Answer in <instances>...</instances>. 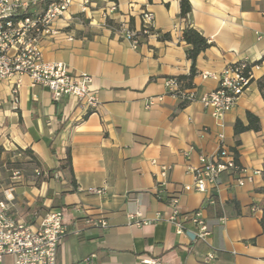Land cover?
Masks as SVG:
<instances>
[{
	"label": "crops",
	"instance_id": "crops-1",
	"mask_svg": "<svg viewBox=\"0 0 264 264\" xmlns=\"http://www.w3.org/2000/svg\"><path fill=\"white\" fill-rule=\"evenodd\" d=\"M188 1L191 12L183 19L179 0H71L39 48L44 61L93 78L98 107L88 115L70 97L53 101L48 90L32 87L25 76L14 104L12 82H0V194L11 170L20 169L23 178L13 193L17 212L27 217L34 208L63 210L67 234L58 248L61 264L90 255H95L90 264H142L144 257L160 264H206L209 254L213 259L207 264H264V0ZM145 11L154 16L152 30L138 34L133 49L119 29L139 33ZM186 27L210 44L197 57L188 89L195 100L189 103L165 86L167 79L190 73L182 39ZM239 60L255 65L252 82L219 123L198 101L217 81L199 73H219ZM151 97L162 100L147 108ZM247 113L258 118L260 129L235 136L236 121L246 125ZM218 134L224 136L221 142ZM220 144L235 153L251 181L238 186L239 174L224 173L206 193L184 190L193 185L188 168L216 155ZM67 148L74 184L68 173L55 171L51 175L62 180L36 185L34 168L57 169ZM162 167H170L166 175ZM88 188L104 194H89ZM172 197L182 215L201 210L211 233L206 242L195 240L190 222L185 234L177 235L165 221L173 211ZM157 215L160 221L154 222ZM87 218H102L107 227L87 225ZM141 220L152 222L137 226Z\"/></svg>",
	"mask_w": 264,
	"mask_h": 264
},
{
	"label": "built area",
	"instance_id": "built-area-1",
	"mask_svg": "<svg viewBox=\"0 0 264 264\" xmlns=\"http://www.w3.org/2000/svg\"><path fill=\"white\" fill-rule=\"evenodd\" d=\"M70 4L71 0H0V82H12L11 98L14 104L18 103L21 77L25 76L32 87L40 86L48 90L55 102L64 97L74 99L75 107L84 116L97 109L98 100L91 88L93 78L86 73H72L62 63L46 62L40 52L41 39L52 33L51 24L63 16ZM114 10L112 7L110 12ZM140 18V32L148 35L152 30L154 16L145 11L141 13ZM119 33L130 42L133 49L137 48L135 32L120 28ZM253 67L255 65L248 61L239 60L226 65L219 73H199L203 80L217 81V87L203 94L198 101L219 123L249 87ZM165 86L169 94L176 95L183 103L195 100L193 93L181 89V84L175 78L167 79ZM161 100L162 97H151L146 107H153ZM223 138V134H218L220 142ZM185 155L188 156V153ZM200 162L198 167L188 168L193 176V185L184 186V190L206 193L209 186L216 188L219 177L224 173L239 174L238 186L251 181L246 170L236 162L234 153L223 144H220L216 155L201 158ZM169 170L170 167H162V174L166 175ZM32 176L35 179L40 176L61 178L58 173L49 175L38 168H34ZM21 178L23 174L20 169L11 170L10 183L0 194V264H61L58 262V248L67 234L63 210L51 209L42 212L34 208L27 217L17 212L13 193ZM86 192L102 195L104 189L88 188ZM170 202L173 211L165 221L174 226L175 233L184 235V224L190 222L196 229L195 240L206 242L211 233L201 210L182 215L177 210V198L172 197ZM137 216L139 217V214ZM153 221H160V217L157 215ZM151 222L141 220L136 222V225ZM85 223L94 227H107V222L102 218H87ZM94 257L95 255H90L73 264H90ZM212 259L213 255L209 254L204 257L203 262L207 264ZM141 263L160 264L157 259L149 257H144Z\"/></svg>",
	"mask_w": 264,
	"mask_h": 264
},
{
	"label": "trees",
	"instance_id": "trees-1",
	"mask_svg": "<svg viewBox=\"0 0 264 264\" xmlns=\"http://www.w3.org/2000/svg\"><path fill=\"white\" fill-rule=\"evenodd\" d=\"M55 0H50V2ZM107 1H115V0H107ZM179 7H180V17L183 19H186L188 15L191 12V6L188 0H179ZM141 34V32L137 33L136 35ZM163 39H168L167 35L163 36ZM182 39L184 42L188 45V49L186 51L187 58L190 61V73L188 76H180L176 77L175 79L181 84V89L188 90L192 88V78L196 75L195 65L198 55L207 49L210 44L208 41L200 35L196 30H194L191 27H186L182 31ZM260 88L262 89L263 86L260 83ZM183 104V103H182ZM247 124L244 125L241 121H236L234 125V134L235 136H238L242 132L246 131H255L257 132L260 129L259 120L256 116L252 115L251 113L246 114ZM239 144V141H236V145ZM26 154H28L30 157H32V152L30 150L24 151ZM235 155V153H234ZM235 160L237 162V156L235 155ZM238 163V162H237ZM55 171L61 172V173H68V179L70 183L73 185V173L71 168V154L70 149L67 148L65 153V158L60 161V165L55 170H49L47 173L51 175V173H54ZM50 177L40 176L36 178V185L40 184L43 181L49 180ZM261 210H262V218L260 220V225L262 229L264 230V202L261 204ZM26 210H29L26 208Z\"/></svg>",
	"mask_w": 264,
	"mask_h": 264
},
{
	"label": "rangeland",
	"instance_id": "rangeland-1",
	"mask_svg": "<svg viewBox=\"0 0 264 264\" xmlns=\"http://www.w3.org/2000/svg\"><path fill=\"white\" fill-rule=\"evenodd\" d=\"M24 212H25V210H24Z\"/></svg>",
	"mask_w": 264,
	"mask_h": 264
}]
</instances>
